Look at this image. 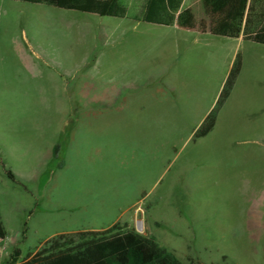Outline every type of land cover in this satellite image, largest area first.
Instances as JSON below:
<instances>
[{"label": "rangeland", "instance_id": "374dc122", "mask_svg": "<svg viewBox=\"0 0 264 264\" xmlns=\"http://www.w3.org/2000/svg\"><path fill=\"white\" fill-rule=\"evenodd\" d=\"M0 218V264L114 222L185 264H264V44L0 0Z\"/></svg>", "mask_w": 264, "mask_h": 264}, {"label": "trees", "instance_id": "16d2710c", "mask_svg": "<svg viewBox=\"0 0 264 264\" xmlns=\"http://www.w3.org/2000/svg\"><path fill=\"white\" fill-rule=\"evenodd\" d=\"M72 9L100 16L129 18L134 21L161 25H176L196 32H209L230 38L264 44V0H197L181 9L183 0H135L132 12L124 0H19ZM241 60L236 55L221 87L216 105L208 112L193 133L206 135L214 126L217 106L229 96L240 73ZM61 143L52 148L59 154ZM7 176L15 180L10 169ZM6 229L0 218V241ZM21 255L19 247L9 254L5 264H185L172 251L160 245L152 236L118 222L103 229L59 233L34 251Z\"/></svg>", "mask_w": 264, "mask_h": 264}, {"label": "crops", "instance_id": "0c3cea01", "mask_svg": "<svg viewBox=\"0 0 264 264\" xmlns=\"http://www.w3.org/2000/svg\"><path fill=\"white\" fill-rule=\"evenodd\" d=\"M184 1V0H183ZM183 1H182V4H181V9H185V8H187V7H189L190 5H188L187 7H183ZM154 24V23H153ZM159 25H161V24H159ZM164 26H166V25H164ZM169 26H176V25H169ZM179 28V27H178ZM180 29H182V28H180ZM196 32V31H195ZM204 32H198V34H203ZM239 40H243L242 38H241V36L240 37H237ZM245 41H247V40H245ZM237 55V54H236ZM236 57V56H235ZM234 60H235V58H234ZM234 60H233V62H234ZM233 62H232V64H233ZM232 64H231V66H232ZM231 68V67H230ZM230 70V69H229ZM228 73H229V71H228ZM228 75V74H227ZM227 77V76H226ZM99 229H101V228H99ZM84 230H86V229H84ZM78 231V230H77ZM73 232H75V231H73ZM69 233V232H68Z\"/></svg>", "mask_w": 264, "mask_h": 264}]
</instances>
